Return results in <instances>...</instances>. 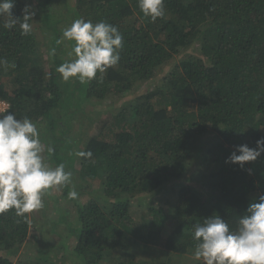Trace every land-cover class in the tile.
Returning a JSON list of instances; mask_svg holds the SVG:
<instances>
[{
	"label": "trees",
	"instance_id": "obj_1",
	"mask_svg": "<svg viewBox=\"0 0 264 264\" xmlns=\"http://www.w3.org/2000/svg\"><path fill=\"white\" fill-rule=\"evenodd\" d=\"M29 1L15 0L14 17L22 19ZM40 1L41 30L50 32L47 51L55 49L48 73L33 18L31 33L23 36L19 25L5 29L7 18L0 16V59L16 65L0 66V99L10 103L5 115L43 124L45 162L64 164L71 173L70 182L61 185L65 197L69 184L77 185L73 174L99 183L100 190L89 191L85 200L69 197L79 225L72 229L75 246L69 250L65 245V253L80 264H142L133 250L154 247L164 259L149 264H174L194 255V225L205 218L219 215L235 231L249 204L264 194V153L243 167L225 162L237 146L255 148L264 137V0H164L165 17L155 22L144 17L138 0H69L72 22L104 21L124 38L120 61L102 83L76 80L79 98L61 88L56 69L64 62L58 52L65 41L50 9L53 0ZM194 49L174 64L178 55ZM161 68L168 71L162 83L125 102L111 124L102 122V132L110 127L108 136L91 133L83 147L77 138L69 144L74 114L61 111L63 107L125 98ZM211 139L213 145L202 146ZM191 173L199 175L200 185H186ZM164 191L169 196L158 205L149 199ZM142 199L150 200L151 218L139 221L133 210ZM172 205L177 221L166 234ZM30 216L0 213V264H13L2 255L15 254L26 244ZM35 260L30 264H58L48 256Z\"/></svg>",
	"mask_w": 264,
	"mask_h": 264
},
{
	"label": "clouds",
	"instance_id": "obj_2",
	"mask_svg": "<svg viewBox=\"0 0 264 264\" xmlns=\"http://www.w3.org/2000/svg\"><path fill=\"white\" fill-rule=\"evenodd\" d=\"M14 6L15 0H0V16L7 18L3 27L11 30L19 25L21 35L27 36L32 31L29 21L35 12L25 5L21 19L14 17ZM138 7L151 22L166 14L164 0H138ZM62 39L73 42L69 59L56 69L65 82L74 78L81 84L94 79L102 83L107 70L120 61L124 38L113 24L75 19L64 29ZM50 54L54 56L55 49ZM0 66L16 67L5 59H0ZM4 113L0 109V213L14 210L17 216L26 218V214L44 207L42 197L48 190L69 183L71 173L65 171L64 164L53 168L44 161V147L35 123L27 116L17 119L11 112ZM47 151L51 153L52 149ZM262 153L264 137L256 141L255 148L237 146L225 162L243 167ZM86 155L90 157L91 153ZM69 196L75 198L76 193L70 192ZM194 229V258L203 260V264H264V194L258 202L249 204L235 231L216 214L194 225Z\"/></svg>",
	"mask_w": 264,
	"mask_h": 264
},
{
	"label": "rangeland",
	"instance_id": "obj_3",
	"mask_svg": "<svg viewBox=\"0 0 264 264\" xmlns=\"http://www.w3.org/2000/svg\"><path fill=\"white\" fill-rule=\"evenodd\" d=\"M68 3H72V1L70 2L69 0H53L50 5L52 15L55 20L58 21L57 26L61 29L62 34L64 29L69 27L72 23L71 17L73 16V13L69 12V10L67 9V6H71ZM29 4L32 11L35 12V15L33 16V26L36 28V32L38 34L37 49L44 58L45 65L43 64V67L48 73V67L51 64L50 61H52V58L47 51V40L50 38V32L47 34H43V31L41 30L42 24L39 21L38 12L36 11H42L40 8L42 6L41 1L30 0ZM63 40L65 41V43L63 45V48L58 52V57L61 60L66 61L69 59L68 53L71 51L72 46L69 45L68 40ZM195 52V49L189 53L188 51H184L182 54L178 55L175 58L176 60L174 61V64L179 61L180 58H183L184 56ZM166 71L167 70H165L164 68L159 69L158 73L152 80L142 83L139 86V89L135 90L131 94H127L125 98L108 100L106 99L101 101L100 104L96 105H91L87 100H84L79 106H76L75 104L73 107H71L70 105H67V107L65 108L63 107L61 111L64 110L65 112H67L70 109L69 113L74 114V117L71 118L73 123L71 125V128L68 130L67 141L69 142V144L71 145V142L77 138L80 146L83 147L89 137V134L91 133L100 132L102 136H108L110 128L108 127V125L111 124V121L114 120V114L120 111V108L125 104V102H129V100H133L141 96L142 94L146 93L152 86L162 83L163 78L166 75ZM9 80L10 78H8L6 82L7 85L10 84ZM76 80L78 79L73 78L68 82H65L61 77V88L63 92H65V94L74 93L75 96L79 98V96L81 95V91L79 90L82 89H80V86H75L74 83H78L76 82ZM74 87L76 91L74 90ZM74 99L72 101H75ZM107 120H109V123L106 126L107 128L103 127L102 132V122H106ZM36 126L39 132L42 133L43 124L40 123ZM203 142L204 143L202 144V146L213 145V139H211L210 141L205 140ZM42 146L44 147L43 142ZM43 157L45 161V153L43 154ZM49 166L53 167L54 165L50 164ZM72 180H74V182H76L77 184L76 186L73 183H71V185L69 184L70 192L74 191L76 193V196L73 199L85 200L87 197H89V191L93 190L94 192H98L100 190V186L97 181H83L76 174L72 175ZM198 180H200L199 175L191 173L189 176H187L188 182L186 183V185L198 186L200 185ZM203 181H205V178H203ZM87 186L89 188H87ZM167 190L168 189H166L165 191ZM165 191L163 195L160 194L149 199H151V201L158 205L159 202L169 196ZM69 197L70 196L65 197L64 189L62 188V186H57L53 189L48 190V192H46L42 197L43 203H48V207L46 208L44 206L42 209L30 213L31 224L29 237L26 244L17 253L6 254L2 256L8 257L13 264H30L33 263L32 261H37L35 259L40 256H48L49 259L55 260L58 264H80V261L77 260V258L73 257L70 254L67 255L63 250V247L65 245L69 250H72V248L75 246L76 239L75 235L72 232V229H75L79 225L76 207L74 205V202L72 201V197H70L72 200H70ZM149 199H142V205H136L134 207L133 214L137 220L143 221L151 218V213L147 211L148 206H146L147 203H150ZM165 203L166 202H163L161 204ZM172 209L173 205L167 209V214L171 218L167 223L169 226H167L166 228V234L169 233V231L173 228V225H175L177 221L173 217L174 213ZM133 254L138 256L136 257V260L141 261L142 264H149V262H152V260L156 259L157 257H159L158 259H164V256L161 254V252L154 247H144L141 250L135 249L133 250ZM175 260L176 261L174 262V264H194L198 262V260L194 258L193 254L184 255L181 258Z\"/></svg>",
	"mask_w": 264,
	"mask_h": 264
},
{
	"label": "built area",
	"instance_id": "obj_4",
	"mask_svg": "<svg viewBox=\"0 0 264 264\" xmlns=\"http://www.w3.org/2000/svg\"><path fill=\"white\" fill-rule=\"evenodd\" d=\"M0 109L5 110V112H7L10 109V103L0 99Z\"/></svg>",
	"mask_w": 264,
	"mask_h": 264
}]
</instances>
